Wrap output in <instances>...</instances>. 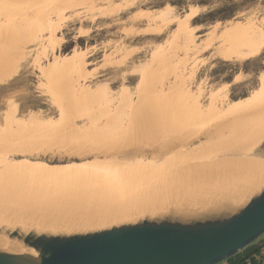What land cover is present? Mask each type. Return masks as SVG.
I'll return each mask as SVG.
<instances>
[{
  "label": "rangeland",
  "instance_id": "obj_1",
  "mask_svg": "<svg viewBox=\"0 0 264 264\" xmlns=\"http://www.w3.org/2000/svg\"><path fill=\"white\" fill-rule=\"evenodd\" d=\"M263 76L264 0H0V189L13 192L27 183L10 173L16 166L135 176L142 186L136 193L145 189L137 197L138 186L108 190V199L93 184L74 181L67 190L82 188L72 196L76 205L57 211L45 205V216L43 204L23 205L0 190V244L18 242L9 239L13 233L90 232L146 218L236 210L225 204H239L264 188V156L238 159L257 146L207 154L199 165L215 161L218 169L172 172L163 180L171 185L160 182L165 189H146L148 177L154 184V174L172 164V156L181 161L220 137L264 123V116L251 114L236 125L228 117L219 128L208 121L211 127L193 132L195 137L165 133L176 126L163 121L175 103L192 95L207 108L210 96L226 87L225 111L262 94ZM258 99L252 108L264 107ZM33 211H44L41 219Z\"/></svg>",
  "mask_w": 264,
  "mask_h": 264
},
{
  "label": "water",
  "instance_id": "obj_2",
  "mask_svg": "<svg viewBox=\"0 0 264 264\" xmlns=\"http://www.w3.org/2000/svg\"><path fill=\"white\" fill-rule=\"evenodd\" d=\"M225 206L239 207L194 218L140 219L90 232L13 233L9 239L26 250H0V264H224L264 238V188Z\"/></svg>",
  "mask_w": 264,
  "mask_h": 264
},
{
  "label": "bare ground",
  "instance_id": "obj_3",
  "mask_svg": "<svg viewBox=\"0 0 264 264\" xmlns=\"http://www.w3.org/2000/svg\"><path fill=\"white\" fill-rule=\"evenodd\" d=\"M192 75H194V74H192ZM237 81H238V79H237ZM262 88H263V86H262ZM226 89H227L226 87H223V88L219 89L217 92L215 91L216 93H214L213 95L210 96V103H209V106L207 108H201L200 107L201 105L198 104V100L199 99L196 98L197 96L195 98H192L191 97L192 95L191 96L190 95H186L187 98H188L187 100H190V101H187L186 99H184L186 96L183 97L182 99H180L179 101L181 103H183V101H184V104L181 105V103H180V105H179V103H178L179 101L177 103H175V108L174 109L172 108L173 109V112L167 113L168 115L170 114L172 116H170V115L168 116L167 115L168 117L164 116L165 119H163V121L166 124L164 122L163 123L167 127L171 126L174 123L176 124V126L175 127L173 126L171 128H164L163 129V132H165V133H173V134H176L177 133V134H180V135L182 134V135L186 136L188 134H190V135L193 134V132L194 133H201L202 131H205L208 128H210L211 127V124H209L208 121L214 122L213 125L219 128V126H222V124L225 123V120L228 119V117L231 120H233L232 123H235L234 125H236L237 120L239 119L238 121H240V119L242 118V116H243V118H245V117L250 118L249 115H251V114L254 117H256V118L258 116H264V107H262L260 105L261 107L260 106L259 107L257 106L258 108H256V109L252 108L253 107L252 104H254V103L257 104V102H258L257 99L258 98H261L260 100L258 99L259 101H261V100L264 99V92L263 91H262L263 93L260 94L259 96L255 95V96H251L249 99H246V100H240V101H237V102H233V104L228 105L225 108V111H224L223 110L222 97H223L224 93L226 92ZM189 96L192 99H189ZM193 96H195V95H193ZM254 101H257V102H254ZM258 103H260V102H258ZM160 116H162V115H160ZM183 119H184V122H183ZM158 120L159 119L157 117V121ZM180 120H182L183 123ZM168 121H171V123H169ZM177 121H180V122H178L179 124L176 123ZM200 121L201 122L203 121V122L201 123ZM259 122H264V119H260ZM256 124H257V122L255 123V125ZM177 125H179V126H177ZM230 125H232V124H230ZM250 125H252V124H250ZM162 127H164V125ZM162 127H160V128L162 129ZM225 127L226 126H224V128ZM161 129H159V130L162 131ZM176 129H178V132H175V131H177ZM162 135L163 134H161V136ZM190 135H188V136H190ZM199 136H197V137H199ZM154 137H156V136H154ZM194 137H195V135H194ZM184 138L186 140V137H184ZM177 139H178V141H181L182 140V137H180L181 140H179V138H177ZM178 141H176V142H178ZM185 143L186 142H184V144ZM182 144H181V146H182ZM249 145L255 146V147L257 146L258 149L254 150V151H252L250 153L244 154L241 157H239L238 159H251V160H253L255 158H261V157L264 156V123L261 124V125H258L256 127L250 128V129L246 130L244 133H237L235 136H230L228 138H226L225 136L224 137H220L218 140H216L214 142L213 145H211V146L209 145L210 147H208V148H205V147L199 148V150H195L194 152H192L191 154H189V156L187 155L188 157L185 155L186 158L183 155L184 158L182 159V157H181L180 158V159H182L181 161L178 160L177 158H175L174 156H172L173 157V161H174L173 162L171 160L172 161V164H170V163H169V165L168 164H165L166 166L167 165L168 166L165 169L160 168L162 170H158V168H156L158 170V172L156 171L157 173L154 174L155 177H157L154 184H153V181L155 179L153 180V178L151 176H149V174L147 175V176H149L148 177V180L149 181L147 180L149 184L147 183L148 186L146 185L147 186L146 189L148 188V190H149L152 187L155 188V186H158V189H159V185L162 187L163 184L164 185H165V183L167 184L168 182L167 181L164 182L163 180H165L164 179L165 176L167 178L168 177L167 175H169L170 173H171L170 175L173 176L172 172L173 173L174 172L175 173H178L179 171H181L182 173H185L187 170L192 169V168H195L196 166H197V168H199L203 172L213 171V170H215L218 167L217 165H215V164H218V163L214 161V163H215V164L213 163L214 165H212L210 163L208 165H206L207 163L206 164H203V165H199V164H201L200 162H202L201 161V158L205 157L207 154H213V153L218 156L220 154H225V153L230 154V153H239V152H242V151L245 152V151H247V146H249ZM172 147L173 146H171L170 149H172ZM175 148H177V146ZM178 148H180V147H178ZM173 150H174V148H173ZM173 150H171V151H173ZM171 155H173V154H171ZM206 157H208V156H206ZM212 157L214 158V156L211 155V158ZM226 157H228V156H226ZM171 158H169V159H171ZM209 158H207V159H209ZM203 159L205 160V158H203ZM207 159H206V161H207ZM220 160H221V158H220ZM210 161H211V159H210ZM157 165H158V163H157ZM221 165H223V164L220 163L219 166H221ZM11 170L13 171V172H10L11 174L18 175L20 177L23 176L26 179L27 183H25L24 185H21L20 187H17V189H15L13 192L11 191V192H7L6 193L5 190L2 191L0 189L2 193L4 192L3 198L5 196L6 198H9V199L12 198V200H13L14 198L20 197V199H22V201L24 200L23 201V205H24V202H26V201L27 202L25 204H27L28 201H29V203L32 202L31 205L33 204V202L35 203L36 201H37V203L43 204L41 210H45L46 212L41 211V212H44L43 215H42L41 212L40 213H36V211L35 212L33 211L34 213L37 214V216H36V214H33V212H32V214L36 218L38 217V214H41L42 216H45L44 214L47 213V210L48 209H50L52 211V208L53 207H50V206H55L54 208H56V211H57L58 208L60 210L61 207L67 206L68 204L72 205L71 203L74 201L75 197L77 198V196H74L73 198H72V196L74 195V193L76 194V192L78 193L80 191V189H82V188H79L78 186H76V187H74V189L72 190V192H69L67 189L70 186V183L71 182H74V181L75 182L76 181L77 182L79 181L82 184H83L82 181H84L86 183V185L88 183V186L91 185V184H93L94 187L96 186L97 192L99 191L98 195H100V193L101 194L104 193V197H105L106 191L108 192V190H110V191L112 190L113 192H115V190L118 191L119 189H122L123 190V189H129V188L130 189L131 188L133 189V187L135 188V186H138L135 191H133L134 189L132 190L134 192V195H136V197L138 196V194H141L143 190H145V189H142L140 193H136V192H139V189L142 186H139L138 185L139 184V182H138L139 180H137V178L135 176H124V175L123 176H113V175H106V174L98 173V172H96L94 170L86 169V168H73V169H69V168L41 169V168H35L34 167L33 169H30V167H18V166H16V167L11 168ZM118 170H122V169H118ZM150 172L153 175V171L150 170ZM147 173H148V171H147ZM159 178H161L162 181H158L157 179H159ZM160 182H162L163 184L161 185ZM51 183H53L54 185L52 186ZM169 184L170 183H168V186H169ZM149 185L151 187H149ZM164 185H163V187H164ZM22 186H24V187H22ZM257 186H261V185H257ZM83 187H86V186L83 185ZM167 187H166V189H167ZM130 189L128 191H130ZM164 189H165V187H164ZM110 191H109V193H110ZM112 191H111V193H112ZM128 191H127V193H128ZM165 191H167V190H165ZM152 192H154V191H152ZM155 192H156V190H155ZM2 193L0 195H2ZM117 193L120 194V195L122 194V193H119V192H117ZM127 193L125 192L124 195L122 194L123 196H121V197H124V199H125V197H126L125 194H127ZM129 193L131 194L132 192H129ZM78 194H81V193L79 192ZM128 194H127L128 197H126L127 199H129V195ZM84 195H88V194H84ZM96 195L97 194H95L94 197H96ZM108 195L106 196L107 198H108ZM132 195L133 194H131L130 197H133ZM115 196L118 197V195H115ZM92 197H93V195H92ZM94 197H93V199H94ZM110 197H111V195H110ZM116 197H114V198L116 199ZM89 198H91V195H89ZM89 198H87V199H89ZM105 198H103L102 200H107ZM87 199L85 198L84 203L86 202ZM97 199H99V198L96 197L94 200L96 201ZM108 199H110V198H108ZM127 199H126V201H127ZM100 200H101V197H100ZM116 200L119 203V200L120 199L119 200L116 199ZM116 200H115V202H116ZM91 201H92V199L91 200L89 199L88 202H90V204L93 205V203ZM130 201H131V198H130L129 202L127 201L126 205L128 203H131ZM242 202H244V201H242ZM18 203L19 202H17V204ZM15 204H16V202H15ZM21 204H22V202H21ZM123 204H125V203L123 202ZM123 204L120 205L119 207L123 206ZM148 204H151V203H148ZM45 205H46V207H47V205H50V206L47 207V210L45 209ZM97 205H98V203H97ZM111 205H113L112 202H111ZM135 206H137V205H135ZM25 207L28 208V206H25ZM43 207H44V209H43ZM98 207H99V205H98ZM141 207H143V206H141ZM63 208H62V211H63ZM67 208H71V207H68L67 206ZM107 208H110V207H107ZM64 209L66 210V208H64ZM134 209H135V207H134ZM200 209H202V208H200ZM196 210H197V208H196ZM198 210H199V208H198ZM202 210H201V212L204 211V210L203 211ZM112 211H114V210H112ZM117 211H119V210L117 209ZM50 212L48 211V213H50ZM194 212H195V210H194ZM194 212L193 213L191 212L192 213V216H193ZM50 214H52V213H50ZM50 214H48V215H50ZM197 214H199V213L197 212ZM33 215H31V216L34 217ZM186 216H188V215H186ZM40 217H38V219ZM106 223L107 222H105V224ZM0 250L5 251V252H9V253H22V252H24L26 250V248H25V246L22 243H20V242H14L13 241V242H3L2 244H0Z\"/></svg>",
  "mask_w": 264,
  "mask_h": 264
},
{
  "label": "trees",
  "instance_id": "obj_4",
  "mask_svg": "<svg viewBox=\"0 0 264 264\" xmlns=\"http://www.w3.org/2000/svg\"><path fill=\"white\" fill-rule=\"evenodd\" d=\"M263 244L264 242L249 247L239 256L235 257L234 259H231L226 264H245L248 259H251L252 264H259L260 260H257L255 257L261 258Z\"/></svg>",
  "mask_w": 264,
  "mask_h": 264
},
{
  "label": "crops",
  "instance_id": "obj_5",
  "mask_svg": "<svg viewBox=\"0 0 264 264\" xmlns=\"http://www.w3.org/2000/svg\"><path fill=\"white\" fill-rule=\"evenodd\" d=\"M258 260H260L259 264H264V244H263V249H262V255H261V258L259 257ZM226 264V263H224Z\"/></svg>",
  "mask_w": 264,
  "mask_h": 264
},
{
  "label": "built area",
  "instance_id": "obj_6",
  "mask_svg": "<svg viewBox=\"0 0 264 264\" xmlns=\"http://www.w3.org/2000/svg\"><path fill=\"white\" fill-rule=\"evenodd\" d=\"M258 260V257H255ZM245 264H252L251 259H248Z\"/></svg>",
  "mask_w": 264,
  "mask_h": 264
}]
</instances>
